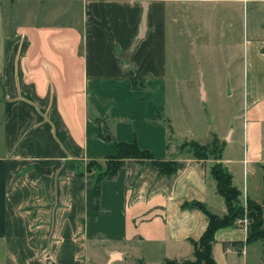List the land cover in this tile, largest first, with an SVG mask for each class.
Returning a JSON list of instances; mask_svg holds the SVG:
<instances>
[{"label": "crops", "instance_id": "0c3cea01", "mask_svg": "<svg viewBox=\"0 0 264 264\" xmlns=\"http://www.w3.org/2000/svg\"><path fill=\"white\" fill-rule=\"evenodd\" d=\"M195 1L221 3L206 11L220 28L195 23L192 0H0V264L192 261V241L209 219L184 205L227 214L215 163L239 191L236 206L263 201L264 0H232L243 5L240 62L230 56V0ZM214 35L215 89L191 67ZM196 76L194 93L183 84ZM214 90L222 104L229 100L231 125L208 123L198 134L181 118L196 112L192 96L206 101ZM181 130L188 136L177 141ZM212 135L223 145L218 160L181 146L206 145ZM134 140L155 159L174 160L176 171L127 159L100 183L96 209L77 170L114 155V141ZM247 236L237 220L217 230L214 264H264V242Z\"/></svg>", "mask_w": 264, "mask_h": 264}, {"label": "trees", "instance_id": "16d2710c", "mask_svg": "<svg viewBox=\"0 0 264 264\" xmlns=\"http://www.w3.org/2000/svg\"><path fill=\"white\" fill-rule=\"evenodd\" d=\"M132 86L133 88H137L138 83L133 81ZM98 121V119H95V122ZM99 137L103 138V134L99 133ZM114 144V155L105 157L102 161L89 160L84 169L82 166V168L77 170V175L85 176L87 184L93 187L96 209L98 207L100 183L105 179L114 177L118 169L124 165L127 159L150 160L160 169L163 175H171L176 171V162L174 160L161 161L155 159L149 151L139 148L135 140L131 143L114 141ZM181 146L187 147L198 160L207 159L208 157L218 160L223 147L214 135L211 136L210 143L206 145H200L191 141L185 142ZM211 174L217 183V194L224 199L227 214L221 217L212 214L199 202H192L184 205L187 208H197L204 212L209 219V223L199 240L192 241L194 247L193 260H186L181 264H214L212 245L215 232L221 228L233 225L234 221L243 219L244 217H246L249 222L247 226L248 236L246 243L255 241L264 242V197L261 203L247 200L246 208L236 206L234 202L239 196V191L232 185L231 176L219 163H215L211 167ZM167 263L177 264L175 262H166V264Z\"/></svg>", "mask_w": 264, "mask_h": 264}, {"label": "rangeland", "instance_id": "374dc122", "mask_svg": "<svg viewBox=\"0 0 264 264\" xmlns=\"http://www.w3.org/2000/svg\"><path fill=\"white\" fill-rule=\"evenodd\" d=\"M193 4H191L192 7L191 10H198V13L196 11H194L193 13H191V15H193L194 21L195 23L200 20V25L201 27H203L205 25V27H214L215 29L220 28V19L214 17L213 19L210 17L206 16V11H211V10H216L218 7H221V3H214L212 1H210L207 4H203L201 2L192 0ZM226 4V3H224ZM229 11L231 13V29H230V45L232 47V49L230 50V56L232 57H236V58H240L239 62L242 59L241 56V51L238 49L239 47L236 48V44L237 43H241L242 42V22H243V5L240 4H235L232 2V0H230V2L227 4ZM193 6H197V7H193ZM239 6V7H238ZM227 25V24H226ZM225 25V26H226ZM217 27V28H216ZM239 28H240V33H239ZM209 41L211 42V44L214 42V47L213 49H211V44L208 46V50L207 51H202L201 54V50H199L197 57L195 58V62L193 63L192 67V71L194 73L198 71V73L200 71H203V77H204V81H205V85L207 86V88H214L217 85V78L221 76V67H220V61H221V49L219 48L220 45V40H219V36L218 35H214V37L208 38ZM218 42V43H217ZM198 45H201L202 40H198ZM219 49V51H218ZM211 52L213 55V64L210 63L211 60ZM183 64H188L189 58L184 55L182 57ZM200 62L199 65H197ZM208 64V66H210V68H207V70L205 69L206 67L204 65ZM203 65V69L200 70V66ZM205 67V68H204ZM238 68V62L236 64V66ZM235 67L231 68V76L232 71L235 69ZM212 78V79H210ZM199 76H196L195 78L192 79V82H190L189 84H183V86H187L188 90H190L191 92L197 93L195 90V87L198 85V81H199ZM214 81V82H211ZM192 103H194L192 105V109H196V112L194 113H190L189 115H186L187 118H184V116H182V122L184 124L189 123L190 126H192L193 123L194 126H192V130H194L195 132H197L198 134H201L202 130H207L208 128V123H211L210 125L214 126L216 125H226L228 123V121H230V125H231V121L233 118V114L232 111H229V107H228V101L229 100H224V103H221V99L216 98L215 96V90L213 91V93H211V95L209 94V98L206 101H203L200 97L198 96H192ZM231 108V107H230ZM232 109V108H231ZM105 130H103L104 132ZM182 134H184V137L180 136L179 138H177V141H184L183 139H186V137L188 136L187 133L188 132H184V130H181ZM180 132V131H178ZM107 136V135H106ZM88 162H86L85 164H83V169L85 168L86 164ZM244 208H246V205L244 206ZM246 217H244L243 219H245ZM247 219V218H246ZM242 219H239L237 221H241ZM248 220V219H247ZM248 226V225H247ZM258 246V245H257ZM174 263V262H173ZM177 264H181L182 262L178 263L175 262ZM115 264H120V263H115ZM122 264H129V263H122ZM169 264V263H167Z\"/></svg>", "mask_w": 264, "mask_h": 264}, {"label": "built area", "instance_id": "2783aa9c", "mask_svg": "<svg viewBox=\"0 0 264 264\" xmlns=\"http://www.w3.org/2000/svg\"><path fill=\"white\" fill-rule=\"evenodd\" d=\"M245 227H247V225H248V220L245 218V219H242L241 221H240Z\"/></svg>", "mask_w": 264, "mask_h": 264}, {"label": "water", "instance_id": "95a60500", "mask_svg": "<svg viewBox=\"0 0 264 264\" xmlns=\"http://www.w3.org/2000/svg\"><path fill=\"white\" fill-rule=\"evenodd\" d=\"M116 255H112V258H114Z\"/></svg>", "mask_w": 264, "mask_h": 264}]
</instances>
